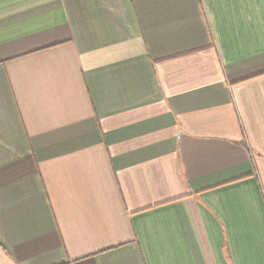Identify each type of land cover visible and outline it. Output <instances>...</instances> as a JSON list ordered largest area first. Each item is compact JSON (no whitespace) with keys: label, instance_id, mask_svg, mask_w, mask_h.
Masks as SVG:
<instances>
[{"label":"crops","instance_id":"crops-1","mask_svg":"<svg viewBox=\"0 0 264 264\" xmlns=\"http://www.w3.org/2000/svg\"><path fill=\"white\" fill-rule=\"evenodd\" d=\"M0 264H264V0H0Z\"/></svg>","mask_w":264,"mask_h":264}]
</instances>
